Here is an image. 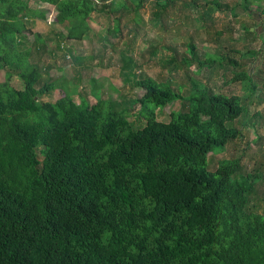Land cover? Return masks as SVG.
Instances as JSON below:
<instances>
[{"label": "trees", "instance_id": "trees-1", "mask_svg": "<svg viewBox=\"0 0 264 264\" xmlns=\"http://www.w3.org/2000/svg\"><path fill=\"white\" fill-rule=\"evenodd\" d=\"M143 1L0 0V264H264V159L251 170L243 165L252 147L264 156V112L251 110L264 103V71L254 72L259 51L250 45H264V22L259 34L240 14L253 19V6L264 18V0H182V8L202 9L194 16L201 27L210 6L229 14L231 26L215 30L214 54L201 55L190 42L187 56L163 64L231 69L228 83L240 94L192 82L184 96L181 86L142 77L131 85L144 93L126 107L101 98L100 81L82 84L80 72L90 67L65 43L96 40L108 48L93 18L106 19V34L123 37L127 17L124 29L134 38L125 45H132L144 24ZM178 1L154 0L150 22L164 28ZM34 3L54 8L65 34L46 41L35 31V21L47 19ZM70 51L80 59L72 65L77 76L54 79L50 67L71 65ZM55 92L60 98L51 101ZM176 102L170 121L159 120ZM247 127L256 130L243 155L213 170L210 157L245 139Z\"/></svg>", "mask_w": 264, "mask_h": 264}, {"label": "rangeland", "instance_id": "rangeland-1", "mask_svg": "<svg viewBox=\"0 0 264 264\" xmlns=\"http://www.w3.org/2000/svg\"><path fill=\"white\" fill-rule=\"evenodd\" d=\"M191 1V0H187ZM224 2H235L236 0H223ZM144 6L140 10L141 15L144 18L143 25L138 29V35L133 39L134 43L132 45H125V41L131 37V34L128 30L124 29L127 25V17H123L121 20V28L123 30V37L106 34L105 30L107 28V21L105 18H93L95 23H92V28L95 34L102 35L106 43L109 44L108 48H104L100 43L95 41L83 40L82 42H66L71 44V49L76 50V54L79 57H82V61L88 63L89 69H84L80 72L82 77V84L86 86L89 80L94 79L95 81H100L99 83L95 82L96 86L104 84L102 88L101 98L104 100H112L114 102H119L121 106L129 107L132 100L139 98L144 91L134 88L131 83L136 78L142 77H151L156 79L159 82L167 83L170 82L173 87L181 86L183 87L182 94L187 96L192 89V82L202 83L207 86H211L216 93L223 94H240L242 89L237 84H230L231 69H224L216 66L214 69L203 68L201 70L197 69L196 66H186L180 65L179 68L174 67H165L164 61L172 58L173 55L177 54L179 58L187 56L188 44L194 42L198 47V53L206 54L210 52L214 54V47L210 45L211 39H216L215 30H224L230 25L231 26V17L229 14L219 13L214 7H209L205 9L208 13V17L205 20V27H201L200 23L195 22L194 16L199 15L202 12L200 9L195 8H182L183 1L179 0L175 5H173L164 20V28L159 27V23L153 24L150 22L151 12L153 9L154 0H144ZM199 3L204 4L202 0H198ZM37 10H46V19L47 21H35L34 30L43 32L46 36L45 39L53 38L56 32H63L65 34L66 30L54 23L55 10L51 6L38 3L33 4ZM251 10L254 11L255 7H251ZM238 12V11H237ZM243 19H248L246 14L240 12ZM256 20L257 16L252 17ZM215 21H214V20ZM213 21L215 25H213ZM248 22V21H247ZM250 23L252 20L249 21ZM112 23L109 21L108 26ZM134 28V25H129ZM212 26H216L215 29H211ZM201 27V28H199ZM234 38L240 39L241 33L239 34L234 32ZM240 35V36H239ZM225 36H229L226 32ZM224 36V37H225ZM234 38H231L232 41L226 43V48L230 49V45L234 44ZM92 39V38H91ZM158 46L156 53L153 52L152 44ZM221 39H219V45ZM238 43L237 48L242 49L243 44ZM49 47H52L54 41L47 42ZM236 47V46H235ZM68 50V49H67ZM69 51V50H68ZM243 51V49H242ZM74 58L71 63V59L66 57L65 63L63 60H60L59 65L62 67V71L58 72L55 66L50 67L54 71L51 72V75L54 79H59L62 75L67 78H71L74 74V68L72 65L75 63H80V59L72 51H70ZM218 52V51H217ZM244 52V51H243ZM48 54V51L46 52ZM101 54V55H100ZM223 54V51H222ZM229 54V53H228ZM59 55V54H58ZM68 56V55H67ZM96 56V57H95ZM132 58L134 64L130 62ZM239 58V56H238ZM46 59H43V61ZM123 66H126L122 68ZM58 66V65H57ZM264 71V70H263ZM131 72L129 76L127 73ZM264 74V72H261ZM1 82H4L3 76L0 77ZM127 80V82H125ZM112 85L115 87L116 91L109 88ZM61 87H68V84L62 82ZM73 90L75 88H69ZM87 91L89 88L87 87ZM60 98L58 92H55L51 96V101H56ZM47 100V99H45ZM87 101L89 105H94L96 100L93 96H87ZM181 107L180 102H176L172 105L166 107L163 111L158 112L159 120L163 122H168L171 119V113L179 110ZM251 110L257 111L261 110L264 112V103L259 106L255 103L251 107ZM130 114L137 112V106L130 109ZM134 121V117L129 118ZM264 131V126H263ZM256 130V129H255ZM252 128H245L244 135L246 136L243 140H237L234 143L229 144L223 151H219L212 158V169L215 170L217 163L223 159H229L231 157L242 156L246 147L247 140H252L255 137V132ZM247 148V147H246ZM260 147H252L243 157V165L247 166L248 170H251L256 162H261L264 159V156H261ZM256 157V159H254Z\"/></svg>", "mask_w": 264, "mask_h": 264}, {"label": "crops", "instance_id": "crops-1", "mask_svg": "<svg viewBox=\"0 0 264 264\" xmlns=\"http://www.w3.org/2000/svg\"><path fill=\"white\" fill-rule=\"evenodd\" d=\"M249 12L252 13V14H250L252 17L255 15L257 16L256 20L249 19L248 17H247L248 18L247 20L245 19L248 22L250 20H252L251 24L253 26H252L251 31H257L259 34H262L263 28L261 26V22H264V18L261 16L260 12H258V10H256V7H255L254 11L250 10ZM253 12L255 14H253ZM245 14H247V13H245ZM262 40L263 39H258L257 41L250 43L251 46H253L256 50L259 51L257 62H256V64H254L252 66V68L254 69V72H258V73H260L261 71L264 70V45H263Z\"/></svg>", "mask_w": 264, "mask_h": 264}]
</instances>
